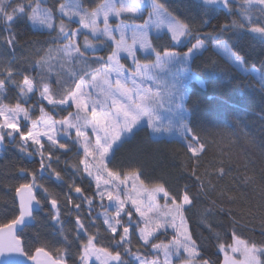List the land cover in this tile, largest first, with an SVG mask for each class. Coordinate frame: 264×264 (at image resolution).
Returning a JSON list of instances; mask_svg holds the SVG:
<instances>
[{
	"label": "snow or ice",
	"instance_id": "6c2138e0",
	"mask_svg": "<svg viewBox=\"0 0 264 264\" xmlns=\"http://www.w3.org/2000/svg\"><path fill=\"white\" fill-rule=\"evenodd\" d=\"M260 2L264 4V0ZM136 11L135 5L122 0H103L95 7L89 0H81L74 10L66 0H57L55 8L48 0H0V25L7 32L0 41L11 52L16 43L13 25L27 22L34 30L43 28L51 33L47 40L33 39L26 58H7L0 51V148L18 140L19 153L39 158V174L51 173L48 178L59 182L62 173L53 166L52 149L67 154L70 145L76 146L79 159L73 170H78V178L92 188L88 194L80 183H71V192L79 197L76 202L71 192L61 195L38 181L37 171L17 169L29 179L13 185L15 207L0 214V264H27L28 260L31 264H264V216L259 237L251 234L252 230L245 236L243 224L231 210L227 224L220 221L214 225L207 217L217 214L216 201H211L212 207L203 206L200 222L215 239L222 261L209 254L207 237L202 233L194 236L189 212L201 208L200 197L207 199L211 185V181L204 183L198 169H187L195 179L197 190L193 191L188 184L173 187L166 180L149 179L146 183L141 165L114 163L116 150L131 140L129 133L137 121L144 117L156 126V109L171 96L167 89L153 87L157 80L154 69L166 67L164 60L170 50L162 48L152 61L140 59V53L153 55L144 50L155 45H149L150 36L143 28L133 31L126 27V17ZM77 19L79 27H73ZM254 30L264 32V27ZM172 31V39L180 41L188 34L189 25L176 24ZM202 44L197 41L195 47ZM69 62L78 66V71L70 68L69 79H65L59 69ZM20 63L32 71L21 69ZM172 100L176 102L174 96ZM189 132L187 148L198 161L207 152V140L194 130ZM241 133L255 142L248 132ZM215 174L224 179L229 169L221 162ZM242 180L250 183L255 177L244 175ZM37 190L50 205V219L60 243L43 240L29 251L30 237L25 229L32 227L30 220L36 221V211H43ZM261 191L264 194V186ZM97 200L103 211L94 215ZM68 205L67 214L73 217L70 234L62 218V207ZM72 209L76 210L74 215ZM101 227L107 237L101 235ZM169 229L171 239L159 240V235H167ZM133 231L147 253L140 248L133 251Z\"/></svg>",
	"mask_w": 264,
	"mask_h": 264
},
{
	"label": "trees",
	"instance_id": "16d2710c",
	"mask_svg": "<svg viewBox=\"0 0 264 264\" xmlns=\"http://www.w3.org/2000/svg\"><path fill=\"white\" fill-rule=\"evenodd\" d=\"M151 1L182 25H189L187 40L183 44H174L167 32L151 35L150 43L155 45L152 48L154 54L159 53L163 48L181 57L189 52L197 41H203L204 47L189 63L185 64L180 59L155 81L156 87L167 89L171 96L156 109L159 118L156 126L149 122L144 130L153 139L175 140L186 147L191 135L190 129L207 140V152L201 155L198 161L192 159L191 154L186 158L178 153L169 156L162 171L160 168L159 180H166L173 187L188 184L193 191H196L195 179L187 170L190 167L193 170L198 169V174L205 184L211 181V185H215L214 189L209 185L207 199L204 196L200 197L201 208L190 210L189 227L194 236L202 233L208 238L209 254L219 257L222 261V255L214 246L215 239L210 236L204 223L200 222L203 206L212 207L211 201H216L217 214L207 217L214 225L220 221L227 224L228 210H231L243 224L241 231L245 236L252 230L251 234L259 237L260 220L264 216V194L261 191L264 186V32L254 30L264 27V10L256 7L245 9L244 0H228L226 8L205 4L199 0ZM48 2L52 8H55L57 0H48ZM77 2L80 5L81 0ZM102 2L103 0H89L92 7ZM147 13L148 7L138 17H126L125 23L142 24L146 20ZM57 18H59L58 12ZM76 25L77 23L73 22L72 26ZM12 31L16 35L15 51L11 52L8 45L2 41H0V51L5 57L16 60L27 57V47L33 39L47 40L51 34L44 29L34 30L27 22L19 26L13 25ZM4 35H7V32L0 25V37ZM217 43L224 44L239 58L246 70L254 69L258 77L241 72L227 61L214 50L213 45ZM154 54L141 55L140 59L152 61L155 59ZM125 63L129 65L128 61ZM19 67L32 71L26 63H20ZM70 68L78 71V66H72L71 62L63 69H59L65 79H69ZM173 96L175 103L172 100ZM45 107L50 108L46 103ZM241 131L251 134L255 142L245 138ZM18 144V140L15 144L7 143L0 154V214L9 213L15 207L13 185L29 179L26 175L21 176L17 169L22 167L37 171L39 168V159L24 157L17 151ZM52 151L53 166L62 173L61 181L49 179L51 173L39 174L38 171L36 179L61 195L70 193L69 185L74 182L80 183L85 191L91 194L90 183L79 179V171H74L72 167L79 159L78 147L70 145L67 154L56 149ZM221 162L229 169V175L224 179H220L215 174V169L221 165ZM153 166L157 167L156 164ZM244 175H252L255 180L244 183L242 180ZM70 194L74 201L79 202L78 194L75 192ZM37 195L42 201L43 211H38L33 226L25 229V233L30 237L29 251L36 242L43 240L60 243L43 193L37 190ZM232 197H235V200L231 199ZM61 200L63 201V196ZM85 207L82 206V209ZM220 207L225 211H218ZM70 208V205L62 207V218L69 234L73 227V217L67 214ZM101 210L98 200L94 201L93 214ZM72 212L74 215L76 210L72 209ZM97 224H101V220H97ZM91 231L94 232L95 229ZM100 233L104 237L109 235L104 231V227L100 228ZM131 239L133 251L137 248H140L141 252L149 251L140 247L135 231L132 232ZM170 239V230L167 235H159V240L167 242ZM72 250L75 251L74 239Z\"/></svg>",
	"mask_w": 264,
	"mask_h": 264
},
{
	"label": "rangeland",
	"instance_id": "374dc122",
	"mask_svg": "<svg viewBox=\"0 0 264 264\" xmlns=\"http://www.w3.org/2000/svg\"><path fill=\"white\" fill-rule=\"evenodd\" d=\"M205 4L215 5L217 7H225L228 0H199ZM71 10L79 7L77 0H68L66 2ZM122 3H129V5H135L137 11L134 15H130L132 17H138L143 13V10L148 7L147 17L144 23L142 24H132L125 23L126 27H130L133 31H136L140 28L144 29V34L147 36L151 35H159L162 32H167L171 38L173 36V29L176 24H180L179 21L173 19L170 15H168L165 11L162 10L154 1L151 0H122ZM243 6L245 9H251L253 7L260 8L264 10V4L260 2V0H244ZM59 15V13H58ZM115 21V17L112 18ZM77 25L75 27H79L78 19L74 20ZM175 22V23H174ZM43 29V28H40ZM187 35L183 37L180 41L173 40V43L183 44L187 40ZM197 44V43H196ZM196 44L193 45L191 50L187 52L184 56L179 57L176 53H171L168 57L165 58L164 63L166 67L163 69H154V72L159 80V76L166 73L167 69L178 63L180 59L186 63H189L190 60L197 54H199L203 50V44L197 48ZM149 45L150 39H149ZM215 51H217L220 55H222L227 61H229L232 65H234L238 70L243 73L251 74L255 78H257V72L254 69H245L241 61L238 57H236L230 50L226 48L224 44L217 43L213 45ZM138 48V52H139ZM145 52L152 51V48L145 49ZM143 56V53H140ZM155 55V54H154ZM129 65L131 66V62ZM157 81V80H156ZM153 87L156 88L155 81L153 82ZM46 103V102H45ZM146 118L142 117L139 121H137L136 126L133 128L132 132L129 133L131 135V140L126 141L123 146L119 147L115 152L114 163H123L124 165L128 164H138L143 167L145 182L147 183L149 179L151 180H159L160 168L161 171L165 165L166 159L169 156H173L176 153L179 155L186 157H190V152L188 148L182 143L175 140H156L153 139L148 133L144 130V127L148 124ZM136 127L139 128V131H136ZM1 154V153H0ZM38 158V157H36ZM39 159V158H38ZM156 164L157 167L153 166ZM99 202V200H98ZM105 204L109 202L104 200ZM163 203V200L160 201ZM111 211V209H109ZM103 209L100 211L102 212ZM102 220V217L101 219ZM171 231V229H169ZM222 255V254H221ZM237 259H241L237 255Z\"/></svg>",
	"mask_w": 264,
	"mask_h": 264
},
{
	"label": "water",
	"instance_id": "95a60500",
	"mask_svg": "<svg viewBox=\"0 0 264 264\" xmlns=\"http://www.w3.org/2000/svg\"><path fill=\"white\" fill-rule=\"evenodd\" d=\"M2 151H3V148H0V153H1ZM21 176H23V175H21ZM14 195H15V194H14ZM48 206H49V209H50V205H48ZM38 211H39V210H37L36 213H37ZM36 213H35L34 215H36ZM29 224L33 226L34 221H31V220H30V221H29ZM24 259L27 260V257H25ZM27 264H31V261L28 260Z\"/></svg>",
	"mask_w": 264,
	"mask_h": 264
}]
</instances>
